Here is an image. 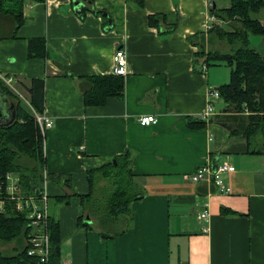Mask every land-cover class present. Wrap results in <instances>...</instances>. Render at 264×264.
Segmentation results:
<instances>
[{"label": "crops", "instance_id": "crops-1", "mask_svg": "<svg viewBox=\"0 0 264 264\" xmlns=\"http://www.w3.org/2000/svg\"><path fill=\"white\" fill-rule=\"evenodd\" d=\"M138 2L5 0L0 13V72L15 79L11 88L0 82V95L36 110L29 87L42 79L54 120L41 173L60 227V261L264 264V153L255 152L264 140L234 136L218 121L227 106L222 97L224 108L217 112L216 102V113L205 116L215 74L211 66L202 70L198 33L208 45L205 24L218 22L211 8H230L232 0ZM161 14L152 25L150 16ZM34 39L45 42V57L30 56ZM119 47L129 63L123 95L87 105L84 77L115 74ZM149 114L157 122L141 125L139 117ZM127 153L139 195L118 219L121 234L107 238L81 198L91 192L89 171ZM222 163L235 167L224 176L229 192L190 178L201 166ZM66 195L69 202L58 200ZM206 207L208 221L200 217Z\"/></svg>", "mask_w": 264, "mask_h": 264}, {"label": "trees", "instance_id": "trees-1", "mask_svg": "<svg viewBox=\"0 0 264 264\" xmlns=\"http://www.w3.org/2000/svg\"><path fill=\"white\" fill-rule=\"evenodd\" d=\"M4 1L0 0V13L4 12ZM140 4L143 0H139ZM264 10V0H232V5L227 9L211 8V14L216 15L224 22L231 21L230 31L225 27L215 25L210 34L216 33L218 38H229L232 49L231 55L221 53L219 50L209 51L205 54V35L203 31L199 45V54L205 57L207 66L225 63L231 68V79L228 83L219 87L221 97L226 102L224 115L218 117V121L228 128L232 135L242 136L247 139L257 138L262 132L264 136V54L255 46H252V37H264V22L262 18H254ZM161 15H151L150 23L157 25ZM17 25L21 21L16 17ZM177 28L174 24L164 33H171ZM197 35V34H196ZM212 36L208 43H213ZM31 57H45L47 49L45 42L34 39L29 44ZM89 87L84 89V97L87 105H100L109 96L123 95V76L121 75H97L84 77ZM30 101L38 112L45 109V83L42 79H33L29 87ZM8 94V93H7ZM264 140V138H263ZM263 147H257L255 152L264 153ZM44 135L36 122L34 115L23 106L17 104V117L12 123L0 126V197L3 182L8 172H20L23 182L28 185L29 191L41 185L42 169L45 166ZM254 151V150H253ZM28 155L36 161L31 168L34 173H26L30 168L25 167L20 158ZM27 169V170H26ZM100 175V178H99ZM59 179L60 176H53ZM91 192L81 198L89 215L95 218L99 224V230L104 237H114L121 234L119 221L120 215L127 214L131 202L139 195L134 185V173L129 165V153L117 164H108L100 169L91 170L88 173ZM104 183L96 189L98 181ZM64 203L69 202L70 195L58 199ZM7 212H0V241L3 243L20 242L14 253L6 254L0 250V264H29L31 262L27 254V246L23 244L28 237V219L24 213L17 212L11 205L7 206ZM227 209H224V211ZM229 212V210H227ZM81 221H84L83 218ZM83 224H87L84 223ZM89 226V225H88ZM51 238V261L56 264L60 261V227L58 221L51 217L49 221Z\"/></svg>", "mask_w": 264, "mask_h": 264}, {"label": "built area", "instance_id": "built-area-1", "mask_svg": "<svg viewBox=\"0 0 264 264\" xmlns=\"http://www.w3.org/2000/svg\"><path fill=\"white\" fill-rule=\"evenodd\" d=\"M213 25L210 23L205 24L206 32L213 29ZM202 70H205L208 66L206 63L202 64ZM113 72L116 75L126 76L129 72V63L126 50L122 47L116 49L113 56ZM0 82L8 87H12L15 79L11 75H6L0 72ZM208 108L205 112V116L209 117L216 113L215 103L221 98V94L218 88L210 87L208 89ZM34 118L43 135L46 130L54 125L53 118L48 114L45 108L43 112L34 110ZM141 125H151L157 122L155 115H142L138 119ZM235 170L233 165L222 163L213 167L211 165H204L199 167L192 175L191 179L195 182H208L214 183L218 186L221 192H229L230 187L226 184L224 176ZM20 177L16 172L10 171L6 174L3 184L5 191L6 186L8 189H13L11 193H5L1 191L0 197V212H7L8 205H11L17 212L24 213L28 219V237L26 239L27 254L31 260L29 264H53L51 261V238L49 231V221L51 219L49 195L46 190L47 176L44 175L40 186L35 187L31 193H26L20 199L14 197V194L20 188ZM11 184V186H10ZM8 192V190H7ZM201 219L209 220V210L202 209L200 213ZM207 229V228H205ZM56 264H74L72 260L59 261Z\"/></svg>", "mask_w": 264, "mask_h": 264}, {"label": "rangeland", "instance_id": "rangeland-1", "mask_svg": "<svg viewBox=\"0 0 264 264\" xmlns=\"http://www.w3.org/2000/svg\"><path fill=\"white\" fill-rule=\"evenodd\" d=\"M253 17L254 18H262V20L264 22V10L258 14H253ZM217 20H218L217 25H221V26L224 25L223 27H225V30L230 31L231 24H232L230 20H227L224 22L222 19H220L218 17H217ZM212 35L214 36L215 42L212 44L208 43V45L205 44V50H206L205 54H208V52L212 51V50H219L223 54L231 55L229 53L233 52L232 49H235L236 45L234 43L231 44L229 38L227 37L228 34L225 35V39L218 38V35L216 33L210 34V36H212ZM197 41L199 42V45H200L201 44V38H199ZM252 43H253L252 46L257 47L259 49V51H261V53L264 54V37H262V36L252 37ZM200 48L201 47H199V51H200ZM199 55L201 56L202 54H199ZM210 71H211V75L215 74V78L212 81V86L214 88L221 87L222 85L229 82L231 79L230 68L227 66V64H225L223 62L218 63L216 65H212L210 67ZM18 95H20V94H18ZM23 100L25 101L26 99L24 98ZM216 102L218 103V104L216 103L217 104V112L221 111L224 108L223 107L224 101L219 99V101H216ZM25 103L27 104L26 106H27L28 111L31 114H34L32 107L27 102H25ZM215 111H216V109H215ZM257 136H258V141H262L264 138L262 132H260ZM20 162H22L25 167L30 168L28 171H26V173H31V174L34 173L33 170H31V168L36 164V161L31 159L28 155H23L20 158ZM20 172H22V171H20ZM20 172H18V171L16 172L17 175L20 177V181H21L20 182L21 183L20 188L14 194V197H16L17 199L22 198L23 196L26 195V193H31V192H29V188H28L29 186L24 184L23 176L21 175ZM103 183L104 182H102L101 184H103ZM101 184L97 183L96 189L99 188ZM10 186H11V184H10ZM8 187L9 186H6L5 191H6V193L9 194V193H11V191L13 189H11V187H10V189H8ZM7 190H8V192H7ZM5 191H2V192L5 193ZM23 242H24L23 244H26V241H23ZM19 245H20V242H18V241H14L11 243H3L0 241V250L4 251L6 254H11V253L15 252V249H17L19 247Z\"/></svg>", "mask_w": 264, "mask_h": 264}, {"label": "water", "instance_id": "water-1", "mask_svg": "<svg viewBox=\"0 0 264 264\" xmlns=\"http://www.w3.org/2000/svg\"><path fill=\"white\" fill-rule=\"evenodd\" d=\"M216 4H214V8ZM17 117V107L11 102H9L7 97L0 95V126H5L13 121H15ZM114 163L116 161L114 160ZM89 221V218H87Z\"/></svg>", "mask_w": 264, "mask_h": 264}]
</instances>
